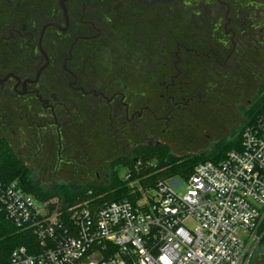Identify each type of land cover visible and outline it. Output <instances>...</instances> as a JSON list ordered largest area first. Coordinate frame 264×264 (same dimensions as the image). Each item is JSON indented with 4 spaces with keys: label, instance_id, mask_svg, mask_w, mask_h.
Instances as JSON below:
<instances>
[{
    "label": "flooded vegetation",
    "instance_id": "obj_1",
    "mask_svg": "<svg viewBox=\"0 0 264 264\" xmlns=\"http://www.w3.org/2000/svg\"><path fill=\"white\" fill-rule=\"evenodd\" d=\"M258 2L0 0V140L13 149L16 117L62 160L81 115L99 148L160 145L159 123L201 96L190 84L234 75L262 45Z\"/></svg>",
    "mask_w": 264,
    "mask_h": 264
},
{
    "label": "built area",
    "instance_id": "obj_2",
    "mask_svg": "<svg viewBox=\"0 0 264 264\" xmlns=\"http://www.w3.org/2000/svg\"><path fill=\"white\" fill-rule=\"evenodd\" d=\"M170 180L133 181L128 198L88 199L65 211L17 182L0 184V211L32 230L41 248L18 247L8 264H247L264 220V111L244 128L240 151Z\"/></svg>",
    "mask_w": 264,
    "mask_h": 264
},
{
    "label": "rangeland",
    "instance_id": "obj_3",
    "mask_svg": "<svg viewBox=\"0 0 264 264\" xmlns=\"http://www.w3.org/2000/svg\"><path fill=\"white\" fill-rule=\"evenodd\" d=\"M257 7L264 17V0L258 2ZM261 28L264 29V19ZM261 88H264V42L260 47L247 51L234 75L226 79L217 78L215 82L190 84V91L198 89L201 96L192 102L190 109L178 111L169 127L165 121L159 123L155 140L159 144H167L172 155L178 158L207 155L216 145L222 146L240 131L247 120L246 111L258 96L264 94ZM72 122L77 134L74 138L66 136L63 139L64 145H74L62 156V160L57 154L58 147L50 148V142L31 135L28 124L16 117L4 122L6 125L9 123L5 131L9 134L13 149L29 168L30 179L37 188L45 190L60 185L81 187L88 184L108 186L113 177L109 163L130 156L132 147L125 154L109 146L99 148L102 137L85 133L84 123L87 122L81 115H76ZM143 139L144 136H141L139 142L145 141ZM52 145L57 146L54 142ZM117 170L120 178H124L126 170L119 167ZM177 181L178 177H175L169 183L176 185L179 183ZM185 183L177 188L178 193L185 192ZM53 200L58 202V199ZM247 264H264V248L256 247Z\"/></svg>",
    "mask_w": 264,
    "mask_h": 264
},
{
    "label": "trees",
    "instance_id": "obj_4",
    "mask_svg": "<svg viewBox=\"0 0 264 264\" xmlns=\"http://www.w3.org/2000/svg\"><path fill=\"white\" fill-rule=\"evenodd\" d=\"M262 89V88H261ZM264 92V88L262 89ZM264 111V94L256 98L246 111V122L235 137L221 146L216 145L207 155L197 157H175L167 144L138 146L129 157L116 159L109 163L113 177L108 186L95 185L74 186L60 185L48 189L37 188L30 179V170L14 153L8 141L0 140V184L17 182L25 192L41 201L58 199L61 211L67 207L93 199L97 204L118 201L130 196L128 184L138 181L143 187L155 186L160 181L174 177L187 179L194 168L208 161L217 163L233 150H241V136L244 128L254 124ZM119 168L130 174L129 179L120 178ZM261 239L257 247L264 248V220L259 230ZM26 247L30 253H38L41 248L32 230H24L14 225L0 211V264H8L12 252L18 247Z\"/></svg>",
    "mask_w": 264,
    "mask_h": 264
},
{
    "label": "water",
    "instance_id": "obj_5",
    "mask_svg": "<svg viewBox=\"0 0 264 264\" xmlns=\"http://www.w3.org/2000/svg\"><path fill=\"white\" fill-rule=\"evenodd\" d=\"M138 1L144 4H156L161 2H171L173 0H138Z\"/></svg>",
    "mask_w": 264,
    "mask_h": 264
}]
</instances>
